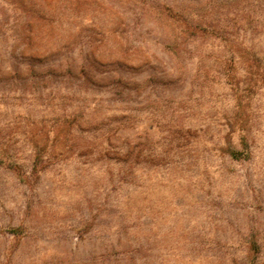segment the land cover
Segmentation results:
<instances>
[{
  "label": "rangeland",
  "instance_id": "1",
  "mask_svg": "<svg viewBox=\"0 0 264 264\" xmlns=\"http://www.w3.org/2000/svg\"><path fill=\"white\" fill-rule=\"evenodd\" d=\"M0 264H264V0H0Z\"/></svg>",
  "mask_w": 264,
  "mask_h": 264
}]
</instances>
